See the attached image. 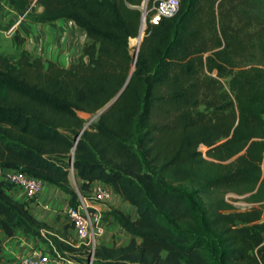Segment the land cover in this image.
<instances>
[{"label": "trees", "instance_id": "obj_1", "mask_svg": "<svg viewBox=\"0 0 264 264\" xmlns=\"http://www.w3.org/2000/svg\"><path fill=\"white\" fill-rule=\"evenodd\" d=\"M159 1L7 0L30 21L70 20L86 41L67 66L17 33L18 53L0 52V169L75 204L73 172L80 194L99 182L133 206L105 212L129 239L97 244L95 264H264V0H178L146 19L134 55L143 8ZM42 227L0 178V231Z\"/></svg>", "mask_w": 264, "mask_h": 264}, {"label": "crops", "instance_id": "obj_2", "mask_svg": "<svg viewBox=\"0 0 264 264\" xmlns=\"http://www.w3.org/2000/svg\"><path fill=\"white\" fill-rule=\"evenodd\" d=\"M66 22L70 20L60 18L50 22L30 21L20 16L7 0H0V52L9 55L17 52L14 41V34L17 33L24 38L22 47L32 55L39 56L43 60H52L59 66H67L80 57L86 35L83 29L77 27L81 37L79 49L76 55L69 59L56 42V31ZM70 177L74 178L76 185L80 182L73 172L70 173ZM105 187L110 191L109 199L100 202L90 201L102 214L104 232L99 237L98 244L123 245L128 241L129 234L115 220L109 219L105 212L112 208H120L131 215L134 214L132 215L134 217L135 209L109 186ZM75 190L78 194L77 186ZM13 191L18 198L26 201L30 213L41 222L42 237L32 236L19 229L12 235L0 231V264H20V258L29 255L35 249L49 251L51 239H55L60 244L62 250L59 251L63 256L71 259L73 264H82L87 253L86 246L78 240L71 222L65 215L66 208L72 205L71 195L47 182H43L42 189L33 197L27 196L20 188H13Z\"/></svg>", "mask_w": 264, "mask_h": 264}, {"label": "built area", "instance_id": "obj_3", "mask_svg": "<svg viewBox=\"0 0 264 264\" xmlns=\"http://www.w3.org/2000/svg\"><path fill=\"white\" fill-rule=\"evenodd\" d=\"M177 7L178 0H161L148 9V20L155 24L159 21L161 16H170L174 14ZM146 15L147 9L143 8L144 20ZM143 28L140 30L139 39L143 35ZM69 168L72 171V162H70ZM0 178H3L10 184L22 189L29 197L37 195L43 186V181L41 179L27 175L19 170L0 169ZM109 197L110 191L103 184L96 182L91 185L90 191L86 195H82L78 191L76 203L69 205L65 210V215L71 222L78 240L86 246L87 249L86 257L82 264H95L94 250L98 244L99 237L104 232L102 214L90 201H105L109 199ZM232 197V199L228 200L225 195L228 202L236 208L241 209V195L235 194ZM243 205L247 208L252 204L243 202ZM19 262L20 264H73L71 259L63 256L52 242H50L49 251L43 252L35 249L31 251L29 255L22 256Z\"/></svg>", "mask_w": 264, "mask_h": 264}, {"label": "bare ground", "instance_id": "obj_4", "mask_svg": "<svg viewBox=\"0 0 264 264\" xmlns=\"http://www.w3.org/2000/svg\"><path fill=\"white\" fill-rule=\"evenodd\" d=\"M65 24V25H64ZM62 28H59L57 32V41L59 47L63 48L64 53L69 59L73 58L79 49V35L80 32L73 26L71 22L64 23ZM144 24L142 25V28ZM54 33V32H53ZM129 42H137L136 38H131ZM66 56V58H67Z\"/></svg>", "mask_w": 264, "mask_h": 264}, {"label": "rangeland", "instance_id": "obj_5", "mask_svg": "<svg viewBox=\"0 0 264 264\" xmlns=\"http://www.w3.org/2000/svg\"><path fill=\"white\" fill-rule=\"evenodd\" d=\"M148 14H149V11L147 10V15H146V18H145V20H144V22H143V24H144V28H143V31H144V29H145V27H146V23H147V21H146V19L148 18ZM72 23V22H71ZM73 26H75V25H73ZM75 28L79 31V29L75 26ZM79 39H81V37H80V35H79ZM137 39V38H136ZM136 44H137V42H130V46H131V48H132V51L134 52L135 51V49H136ZM18 53V51L14 54V55H16ZM13 55V54H12ZM79 115L80 116H82V117H84V118H86V119H88L89 117H90V115L89 114H87V113H84V112H80L79 113ZM201 149L202 150H204V147L203 146H201ZM261 169H262V172L264 173V161L262 162V164H261ZM76 181L74 180V178L73 177H70V184H71V187L75 190V188H76ZM13 188H18L17 186H14L13 185ZM77 189H78V187H77ZM231 194H233V195H231ZM235 194L234 193H227L226 194V197H227V199L228 200H230V199H232L233 197L232 196H234ZM243 202H245L244 201V199H242V197H241V210H244L245 209V207H244V205H243ZM133 213V212H132ZM132 215H134V214H132Z\"/></svg>", "mask_w": 264, "mask_h": 264}, {"label": "water", "instance_id": "obj_6", "mask_svg": "<svg viewBox=\"0 0 264 264\" xmlns=\"http://www.w3.org/2000/svg\"><path fill=\"white\" fill-rule=\"evenodd\" d=\"M143 22H144V17H143V15H142L140 30H141V28H142ZM139 36H140V31H139L138 36L136 37V38H137V48H138V45H139V43H140V41H141V38H142V37H141V38L139 39ZM142 36H143V35H142ZM137 48H136L135 51H134V55L136 54Z\"/></svg>", "mask_w": 264, "mask_h": 264}]
</instances>
